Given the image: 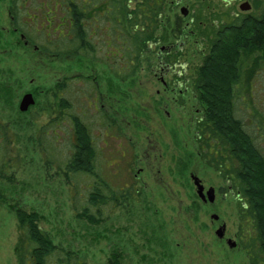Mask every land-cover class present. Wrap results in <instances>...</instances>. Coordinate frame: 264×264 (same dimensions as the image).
Here are the masks:
<instances>
[{"label": "trees", "instance_id": "16d2710c", "mask_svg": "<svg viewBox=\"0 0 264 264\" xmlns=\"http://www.w3.org/2000/svg\"><path fill=\"white\" fill-rule=\"evenodd\" d=\"M129 1L115 0L106 39L102 23L91 35L88 0H11L13 34L19 35L23 48L26 44L50 57L96 60L116 80L128 82L161 34L162 25L149 19L164 12L166 4V0ZM252 1L250 15L226 28L222 25L224 33L219 30L213 38L211 51L196 72L193 92L202 109L196 124L198 156L239 199L237 238L249 264H264V104L256 102V85L264 73V0ZM104 2L93 0L92 6ZM120 6L122 24L117 22ZM33 16L50 18L36 21ZM22 44L17 41L13 47ZM178 60L172 57L171 64ZM49 97L32 115L31 124L46 115L37 125L33 143L49 176L64 184L75 219L98 227L118 215L130 217L145 194L135 173L136 148L104 104L96 79L66 76ZM11 130L0 118V181L11 179L7 148L16 144ZM16 216L22 236L19 264H88L70 247L55 243L42 228L38 212L19 208ZM122 258L115 249L108 264H122Z\"/></svg>", "mask_w": 264, "mask_h": 264}, {"label": "rangeland", "instance_id": "374dc122", "mask_svg": "<svg viewBox=\"0 0 264 264\" xmlns=\"http://www.w3.org/2000/svg\"><path fill=\"white\" fill-rule=\"evenodd\" d=\"M10 2L0 0V95L5 96L0 97V118L16 134L23 166L15 180L11 176L0 181V264H19V208L38 212L42 228L55 243L70 247L88 264H108L115 249L123 254L122 264H249L237 239L239 199L198 156L196 145L200 106L192 92L193 81L219 34L216 21L231 17L228 6L223 4L218 16L205 13L203 18L209 21L196 25L194 33L187 29V38L181 34L175 38L172 27L162 25L157 45L144 56L136 77L121 82L99 61L50 57L26 44L23 48L19 35L13 34ZM17 41L22 44L19 48L13 47ZM170 46L179 51V60L167 71L162 48ZM77 74L96 79L104 104L135 144V173L145 191L130 217L118 215L98 227L75 219L64 184L44 168L33 142L46 115L30 123L53 86ZM256 89V102L264 104V73ZM26 94L33 95L35 105L21 112ZM193 175L206 190L216 189L213 204L199 198ZM222 187L226 193L218 191ZM222 225L226 226L223 240L216 236ZM229 239L236 241L235 248L229 247Z\"/></svg>", "mask_w": 264, "mask_h": 264}, {"label": "flooded vegetation", "instance_id": "af4514ba", "mask_svg": "<svg viewBox=\"0 0 264 264\" xmlns=\"http://www.w3.org/2000/svg\"><path fill=\"white\" fill-rule=\"evenodd\" d=\"M136 1L137 0H130L129 2L130 4H134L136 3ZM92 2L93 0H88V3L91 4L89 9V16H88V23H89L91 35L97 34L98 24L102 23L105 24L101 26L102 35H104L106 39H108L107 34L109 33L110 23L112 22L113 19L111 15H113L114 6L116 5L115 0H105V2L101 6L94 5V7L92 6L93 5ZM119 2L121 4V0H117V4H119ZM223 4L228 6V11L231 17H225L222 20L218 19L216 21L217 27L219 28L221 33L222 32L224 33V31L221 30L222 25H224V28H226L228 23H232L242 17H247V15H250L251 12L253 11L252 0H166L164 12L160 13L158 17L156 16L151 17L149 20L155 23L158 22L161 25H170V27H172L171 32L174 33L175 38L178 37V34H181L182 36H185L187 38L188 31L194 33V31L191 30H193L196 25H204L205 23H207V21H209L208 17L205 16L206 18H203L205 13H208L209 15L212 16H218ZM117 10H118L117 22L118 24H122L123 11L121 9V6L118 7ZM31 18H32L31 20L37 19L36 21L39 20L47 21L50 17L34 18L33 16ZM187 29L188 31L186 34L185 31ZM154 45H157V42L152 43L150 48H152ZM162 50L163 51L165 50V58L163 59V62L165 64L167 71H169L171 67V58L179 57V51L175 50V47L173 46L167 48L163 47ZM174 83L175 81L173 82V84ZM193 95L195 97L196 102L198 103L197 97L195 96L194 92ZM197 111L199 113V116L201 117L202 109L199 108ZM11 131L15 134L13 130ZM7 149L11 150V153L9 155L10 167L7 170V174L9 175L10 173V176H13V180H15L14 178L17 171H19V169H22L23 166V160H22L23 158L22 156H20V153L18 152L17 139H16V144L10 145ZM208 190L205 189V192H207ZM218 191L220 193H226V191H222L221 188ZM232 194L234 193L232 192Z\"/></svg>", "mask_w": 264, "mask_h": 264}, {"label": "water", "instance_id": "95a60500", "mask_svg": "<svg viewBox=\"0 0 264 264\" xmlns=\"http://www.w3.org/2000/svg\"><path fill=\"white\" fill-rule=\"evenodd\" d=\"M35 105V100L33 98L32 94H26L20 104V111L21 112H27L31 106ZM194 184L197 188V195L204 203H210L213 204L216 200V191L214 188H210L207 192H205V187L199 180V178L193 176L192 177ZM212 218L216 221H218L219 217L217 215H213ZM226 233V226L222 225L217 231L216 236L218 239H224ZM227 244L230 248H235L237 246L236 241L234 240H227Z\"/></svg>", "mask_w": 264, "mask_h": 264}]
</instances>
